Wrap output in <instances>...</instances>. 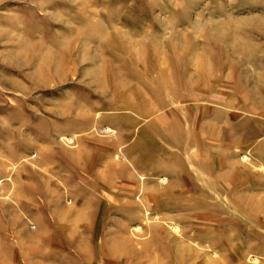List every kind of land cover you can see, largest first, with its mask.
Instances as JSON below:
<instances>
[{
	"label": "rangeland",
	"instance_id": "374dc122",
	"mask_svg": "<svg viewBox=\"0 0 264 264\" xmlns=\"http://www.w3.org/2000/svg\"><path fill=\"white\" fill-rule=\"evenodd\" d=\"M0 264H264V0H0Z\"/></svg>",
	"mask_w": 264,
	"mask_h": 264
},
{
	"label": "bare ground",
	"instance_id": "6f19581e",
	"mask_svg": "<svg viewBox=\"0 0 264 264\" xmlns=\"http://www.w3.org/2000/svg\"><path fill=\"white\" fill-rule=\"evenodd\" d=\"M33 79H36L35 76H33ZM118 87H119V86H118ZM178 127H179V126H178ZM106 133H111V130H106V131H105V134H106ZM116 143H117V142H116ZM26 167H27V166H26ZM27 168H28V167H27ZM107 168H108L109 176H108V177L106 176V177H107V179H108L110 182H112V180L114 179V177L111 178V176H118V175H121V174H119V173H120V172H119L120 170L116 171V170H117V169H116V168H117V164H116V163H115V164H112L110 167H106V169H107ZM23 169H25V167H23ZM115 171H116V172H115ZM121 172H123V171H121ZM127 178L129 179V176H127ZM154 192H156V191L154 190ZM166 192H169V189H167ZM166 194H167V193H166ZM176 195H177V196H175L174 199H175L176 201H178V202H181V201H182L181 198H182V196H183L182 193L179 192V193H176ZM178 204H179V203H178ZM180 210L192 211V210H194V209H192L191 206H188L187 208H182L181 206L176 207V211H180ZM189 216H190V215H189ZM194 216H195V215H194ZM135 232H136L137 234H139L138 236L141 235V233H140L139 231H135ZM138 232H139V233H138ZM114 240H115V239H114ZM114 240H113V242H114ZM116 241H118V240H116ZM128 241H129V240H128ZM128 241H127V242H128ZM113 242H112V244L115 243V242H114V243H113ZM119 242H120V240H119ZM123 242H124V241H123ZM125 242H126V241H125ZM129 242H130V241H129ZM116 243H117V242H116ZM121 243H122V242H121ZM119 244H120V243H119ZM119 244H118V245H119ZM129 245H130V244H129ZM112 246H113V245H112ZM130 246H131V245H130ZM130 246H129V249H131ZM141 246H142V245H141ZM120 247H121V248H122V247L124 248V245L122 246V244H121ZM110 248H111V247H110ZM113 248H114V246H113ZM126 248H127V247H126ZM133 248H134V247H133ZM114 249H115V248H114ZM114 249H113V250H114ZM111 250H112V249H111ZM117 250H118V249H117ZM117 250H116V251H117ZM130 251H131V250H130ZM112 252H114V251H112ZM114 253H115V252H114ZM118 253H121V252H118Z\"/></svg>",
	"mask_w": 264,
	"mask_h": 264
}]
</instances>
